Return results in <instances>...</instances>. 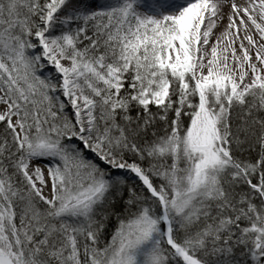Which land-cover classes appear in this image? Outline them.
Masks as SVG:
<instances>
[{
  "label": "snow or ice",
  "instance_id": "snow-or-ice-1",
  "mask_svg": "<svg viewBox=\"0 0 264 264\" xmlns=\"http://www.w3.org/2000/svg\"><path fill=\"white\" fill-rule=\"evenodd\" d=\"M0 264H264V0H0Z\"/></svg>",
  "mask_w": 264,
  "mask_h": 264
}]
</instances>
